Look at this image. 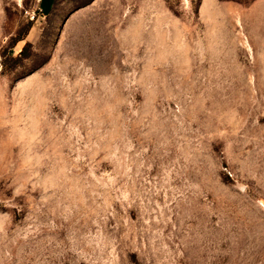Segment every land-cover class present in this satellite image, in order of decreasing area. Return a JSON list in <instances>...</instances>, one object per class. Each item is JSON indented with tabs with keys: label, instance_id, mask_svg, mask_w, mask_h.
I'll return each mask as SVG.
<instances>
[{
	"label": "rangeland",
	"instance_id": "1",
	"mask_svg": "<svg viewBox=\"0 0 264 264\" xmlns=\"http://www.w3.org/2000/svg\"><path fill=\"white\" fill-rule=\"evenodd\" d=\"M52 3L0 0V264H264V0Z\"/></svg>",
	"mask_w": 264,
	"mask_h": 264
},
{
	"label": "crops",
	"instance_id": "2",
	"mask_svg": "<svg viewBox=\"0 0 264 264\" xmlns=\"http://www.w3.org/2000/svg\"><path fill=\"white\" fill-rule=\"evenodd\" d=\"M55 1H56V0H53V3H52V8L54 7ZM52 8H51V10H52ZM51 10H50L49 12H47V13H50V12H51Z\"/></svg>",
	"mask_w": 264,
	"mask_h": 264
},
{
	"label": "built area",
	"instance_id": "3",
	"mask_svg": "<svg viewBox=\"0 0 264 264\" xmlns=\"http://www.w3.org/2000/svg\"><path fill=\"white\" fill-rule=\"evenodd\" d=\"M41 2V0H39Z\"/></svg>",
	"mask_w": 264,
	"mask_h": 264
},
{
	"label": "bare ground",
	"instance_id": "4",
	"mask_svg": "<svg viewBox=\"0 0 264 264\" xmlns=\"http://www.w3.org/2000/svg\"><path fill=\"white\" fill-rule=\"evenodd\" d=\"M242 16V15H241ZM241 21V20H240Z\"/></svg>",
	"mask_w": 264,
	"mask_h": 264
}]
</instances>
